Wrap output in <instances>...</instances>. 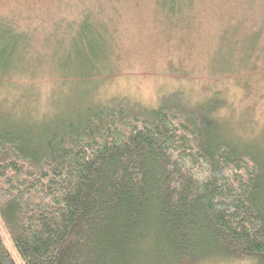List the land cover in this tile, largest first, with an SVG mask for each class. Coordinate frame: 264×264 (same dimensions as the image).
Wrapping results in <instances>:
<instances>
[{
    "label": "trees",
    "instance_id": "obj_1",
    "mask_svg": "<svg viewBox=\"0 0 264 264\" xmlns=\"http://www.w3.org/2000/svg\"><path fill=\"white\" fill-rule=\"evenodd\" d=\"M81 101L40 130L0 110V264H264V147L176 94Z\"/></svg>",
    "mask_w": 264,
    "mask_h": 264
},
{
    "label": "rangeland",
    "instance_id": "obj_2",
    "mask_svg": "<svg viewBox=\"0 0 264 264\" xmlns=\"http://www.w3.org/2000/svg\"><path fill=\"white\" fill-rule=\"evenodd\" d=\"M7 40L0 110L22 129L83 98L154 109L176 94L214 107L224 138L264 147V0H0Z\"/></svg>",
    "mask_w": 264,
    "mask_h": 264
}]
</instances>
